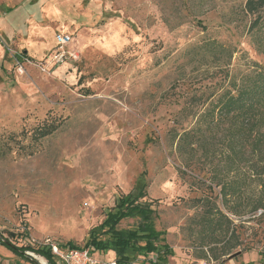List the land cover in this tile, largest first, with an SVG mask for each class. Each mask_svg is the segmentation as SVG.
Instances as JSON below:
<instances>
[{
	"label": "rangeland",
	"instance_id": "1",
	"mask_svg": "<svg viewBox=\"0 0 264 264\" xmlns=\"http://www.w3.org/2000/svg\"><path fill=\"white\" fill-rule=\"evenodd\" d=\"M245 2L0 0V235L17 248L81 249L107 238L105 217L132 193L172 252L160 264H264L255 158L231 165L226 128L196 123L228 75L264 68ZM59 34L77 58L54 65ZM205 40L228 53L212 55ZM227 183L237 191L226 201ZM90 254L119 264L113 251ZM0 264L46 260L0 246Z\"/></svg>",
	"mask_w": 264,
	"mask_h": 264
},
{
	"label": "trees",
	"instance_id": "2",
	"mask_svg": "<svg viewBox=\"0 0 264 264\" xmlns=\"http://www.w3.org/2000/svg\"><path fill=\"white\" fill-rule=\"evenodd\" d=\"M244 11L252 18L248 26V33L253 36L251 39L257 51L264 55V42L256 36L264 34V18L261 16L264 11V0H246ZM200 48L211 51L212 55L220 54L221 56L225 52L228 53V50L219 43L210 40L203 41ZM226 78L229 79L226 87L221 89V93L208 98V101L205 102L206 105H203L204 110L196 116V123L205 125L209 130L212 127L226 128L224 149L226 150L225 155L230 159V164L235 166L239 161H245L248 152L250 157L255 158V163L251 167L255 185L260 189L258 192L264 193V68L252 61L248 70L238 77L228 75ZM189 135L188 131L180 135L179 147ZM230 185L227 183L221 186L220 194L225 200L228 196L235 195L237 191V188ZM137 196L139 195L137 194ZM137 196L129 193L119 199L115 212L110 211L103 221V227L106 228L104 234L107 238L104 240L92 238L81 249L96 253L113 251L119 264H130L135 257L139 255L146 257L150 254L155 255L152 264H160L166 257L172 255L166 244L157 246L159 233L155 231L152 223L154 211L148 204L138 203ZM255 202L252 211L264 210L262 197H258ZM127 218L138 219L136 229L116 230L115 226ZM0 246L16 255L24 256L25 252H33L44 258L46 264H59L51 254L50 247L17 248L1 235ZM58 247L60 249H80L71 243L63 246L58 245ZM127 251L132 252V258L126 255Z\"/></svg>",
	"mask_w": 264,
	"mask_h": 264
},
{
	"label": "built area",
	"instance_id": "3",
	"mask_svg": "<svg viewBox=\"0 0 264 264\" xmlns=\"http://www.w3.org/2000/svg\"><path fill=\"white\" fill-rule=\"evenodd\" d=\"M70 43V37L64 34L56 36L58 50L51 56L54 65L64 63L66 59L75 60L77 55L73 52H66L63 48ZM51 254L59 264H98L97 260L87 249H60L50 246Z\"/></svg>",
	"mask_w": 264,
	"mask_h": 264
},
{
	"label": "crops",
	"instance_id": "4",
	"mask_svg": "<svg viewBox=\"0 0 264 264\" xmlns=\"http://www.w3.org/2000/svg\"><path fill=\"white\" fill-rule=\"evenodd\" d=\"M56 43V42H55ZM57 45V44H56Z\"/></svg>",
	"mask_w": 264,
	"mask_h": 264
}]
</instances>
